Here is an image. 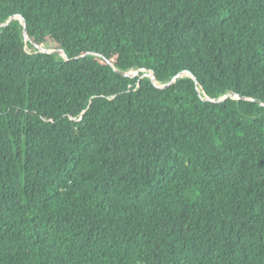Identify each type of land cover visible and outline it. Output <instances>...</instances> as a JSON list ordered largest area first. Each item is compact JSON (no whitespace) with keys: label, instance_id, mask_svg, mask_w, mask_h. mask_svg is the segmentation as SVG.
Returning a JSON list of instances; mask_svg holds the SVG:
<instances>
[{"label":"trees","instance_id":"1","mask_svg":"<svg viewBox=\"0 0 264 264\" xmlns=\"http://www.w3.org/2000/svg\"><path fill=\"white\" fill-rule=\"evenodd\" d=\"M0 264H264V0H0Z\"/></svg>","mask_w":264,"mask_h":264},{"label":"water","instance_id":"2","mask_svg":"<svg viewBox=\"0 0 264 264\" xmlns=\"http://www.w3.org/2000/svg\"><path fill=\"white\" fill-rule=\"evenodd\" d=\"M18 19L17 17H11L8 19V21L6 22V24H8L10 21H13V20H16ZM22 26H23V36H24V41L27 42L28 41V36H27V33H26V30H25V25L22 21H20ZM5 24V25H6ZM41 52H46V53H51V52H56L57 54L61 55L65 60H67L66 56L64 54H62L60 51L58 50H49V49H43V50H40ZM110 64V62H108ZM111 65V64H110ZM121 75L123 76H127V75H131L132 73L136 72V71H130V72H122V71H118ZM151 79V81L156 84V85H159V86H168L172 83H174L177 79H179L180 77L182 76H177V77H174L170 82L166 83V84H160L158 82H156L155 80V77H154V74L152 72H149L148 75ZM193 78V77H192ZM194 80V83L197 85V81L193 78ZM232 96H236L238 98H243L241 96H238V95H235V94H231ZM226 95H221L220 97H218L217 99H210V98H207L208 100L212 101V102H218L220 101L223 97H225ZM228 96V95H227ZM244 99V98H243Z\"/></svg>","mask_w":264,"mask_h":264}]
</instances>
